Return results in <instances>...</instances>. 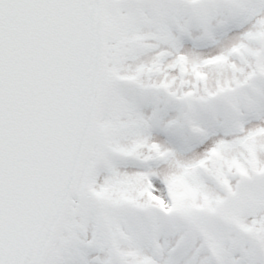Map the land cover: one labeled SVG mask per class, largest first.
<instances>
[{
  "label": "snow or ice",
  "instance_id": "snow-or-ice-1",
  "mask_svg": "<svg viewBox=\"0 0 264 264\" xmlns=\"http://www.w3.org/2000/svg\"><path fill=\"white\" fill-rule=\"evenodd\" d=\"M0 264H264V0H0Z\"/></svg>",
  "mask_w": 264,
  "mask_h": 264
}]
</instances>
